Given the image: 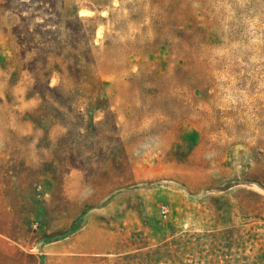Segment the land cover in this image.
Returning a JSON list of instances; mask_svg holds the SVG:
<instances>
[{
	"label": "rangeland",
	"instance_id": "374dc122",
	"mask_svg": "<svg viewBox=\"0 0 264 264\" xmlns=\"http://www.w3.org/2000/svg\"><path fill=\"white\" fill-rule=\"evenodd\" d=\"M0 264H264V0H0Z\"/></svg>",
	"mask_w": 264,
	"mask_h": 264
},
{
	"label": "built area",
	"instance_id": "2783aa9c",
	"mask_svg": "<svg viewBox=\"0 0 264 264\" xmlns=\"http://www.w3.org/2000/svg\"><path fill=\"white\" fill-rule=\"evenodd\" d=\"M157 213H158L159 218L164 220L168 215V207L164 204L158 205Z\"/></svg>",
	"mask_w": 264,
	"mask_h": 264
}]
</instances>
